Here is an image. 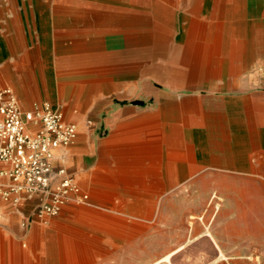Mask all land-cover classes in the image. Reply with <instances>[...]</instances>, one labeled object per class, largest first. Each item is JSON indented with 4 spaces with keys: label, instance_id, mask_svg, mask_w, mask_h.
<instances>
[{
    "label": "crops",
    "instance_id": "obj_1",
    "mask_svg": "<svg viewBox=\"0 0 264 264\" xmlns=\"http://www.w3.org/2000/svg\"><path fill=\"white\" fill-rule=\"evenodd\" d=\"M140 9L122 7L120 0H0V84L11 87L23 109L49 103L63 111L68 87L80 82L82 89L86 82L85 71L77 69L89 63L79 56L101 52L97 62L116 66L119 78H91L92 89L101 93L86 127L101 134L100 152L98 144L69 145L56 152L55 165L73 173L89 194L88 205L90 186L77 174L94 170L108 203L121 187L141 192L190 185L195 178L199 185H229L220 197L225 208L214 215L213 244L199 264H215L221 256L228 264H264V0L150 3L148 78L164 91L159 107L136 97L120 100L125 91L120 94L115 84L128 75L134 92L142 86L141 40L128 60L113 57L121 30L133 27L137 36L143 31L138 17L122 12ZM78 10H89L97 25L125 29L101 33L100 50L94 33L79 38L84 24ZM111 87L118 92L111 95ZM36 203L0 197V264H116L108 236H135L146 226L134 218H151L136 207L127 222L119 214L67 205L58 216L41 219ZM88 230L102 236L87 242Z\"/></svg>",
    "mask_w": 264,
    "mask_h": 264
},
{
    "label": "rangeland",
    "instance_id": "obj_2",
    "mask_svg": "<svg viewBox=\"0 0 264 264\" xmlns=\"http://www.w3.org/2000/svg\"><path fill=\"white\" fill-rule=\"evenodd\" d=\"M78 1L82 2V0ZM132 1L120 0L122 7L126 5L127 7H133L137 4L141 8L136 13L130 10L122 12L124 18L138 17L142 21L144 24L142 26L143 31L138 36L137 30L134 31L133 27H125L126 30L124 31L121 30L124 27L97 25V20L89 13V10H78L79 23L83 22L84 24L78 27L79 38L81 39L82 36H85L84 34L94 33L95 40L99 39L98 42H95V46L101 50L105 44L104 42H100L103 36L101 33L112 34L117 32V30H121L120 42H117V47H120V50L113 51L115 52L113 53V57L125 56L127 60L130 54L133 53L134 43L138 41L137 38L140 39L141 41L137 42L138 45L136 47L138 52L140 51L142 54V86L134 92L128 75L117 79L116 82L119 83L115 84L118 85L119 93L121 94L123 90L125 91L124 95H119V99L130 101L136 97L137 99H141L143 105L152 104L155 107H159L165 102L164 91L160 87L155 88L148 78L150 49L152 45L149 33L151 21L150 3L155 0ZM133 13H135V16L132 15ZM128 28L131 29L128 30ZM96 31L99 32L97 33ZM100 53L94 52L79 56V62L86 61L89 63L83 67L79 66L77 69L78 74L81 71H85L86 82L84 88H80L83 85L80 82L71 84L65 92V95L67 94L66 98L61 103L65 105L63 108L65 118L81 123V132L74 143L70 145L69 149L75 145L85 147L87 144H90L92 147L93 144H98L100 152L101 134H92L91 130L88 131L86 127L89 110L98 101V96L101 93L99 90L92 89L91 78L108 75L119 78L116 75V66H102L100 62H97ZM83 56H85L84 59L82 58ZM164 83L163 75V78L159 79V84L164 85ZM115 92L118 91H114L113 87H111L110 94L112 95ZM98 105L92 109H98ZM75 116L80 120L75 118ZM99 152L98 156L96 155L98 159L100 158ZM66 162L68 165H71L72 159L68 157ZM77 175L82 184L90 186L91 204L88 205L87 203L70 200L63 208L67 205L87 206L100 210L103 213L119 214L126 217L127 222L130 221L129 213L132 207L140 209L143 216L148 214L151 216L150 219L145 217L134 218L146 226L135 236H127L126 239L122 238L121 235H114L115 238H113L112 234L108 236V243L111 249H113L110 252L111 261H114L116 264H152L169 253H172V255L169 256L167 261H161L157 264H199L205 256V251L210 250L213 244L212 229L215 221V212L223 211L225 208L224 202L220 197L223 194H228L230 191L229 185H199L195 178L191 180L192 184L190 185H158L148 187L147 191L143 187L141 192L139 190L134 192L132 187L130 190L125 191L124 187H121L120 193H118L120 195L112 192L115 200L108 203L103 199L108 194L107 188L97 185V172L95 170ZM222 177H229V175L223 174ZM120 198H125V201H121ZM134 198L136 200H133ZM101 236L88 230L86 234L87 242L95 243L97 241L96 238H100ZM219 258L221 259L217 260L215 264H228L226 260L222 259L223 256ZM14 264H17L16 260H14Z\"/></svg>",
    "mask_w": 264,
    "mask_h": 264
},
{
    "label": "built area",
    "instance_id": "obj_3",
    "mask_svg": "<svg viewBox=\"0 0 264 264\" xmlns=\"http://www.w3.org/2000/svg\"><path fill=\"white\" fill-rule=\"evenodd\" d=\"M77 135V123L62 110L49 103L23 109L11 87L0 84V197L13 203L37 198L41 219L58 216L70 200L88 203L73 173L55 165L56 152Z\"/></svg>",
    "mask_w": 264,
    "mask_h": 264
}]
</instances>
